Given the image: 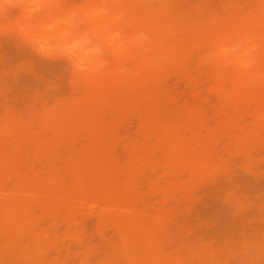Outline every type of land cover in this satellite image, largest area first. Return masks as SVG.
Here are the masks:
<instances>
[{"label": "rangeland", "instance_id": "1", "mask_svg": "<svg viewBox=\"0 0 264 264\" xmlns=\"http://www.w3.org/2000/svg\"><path fill=\"white\" fill-rule=\"evenodd\" d=\"M110 2L152 45L103 76L69 82L0 39V264H238L264 232V84L232 86L214 53L255 46L264 66V0Z\"/></svg>", "mask_w": 264, "mask_h": 264}, {"label": "clouds", "instance_id": "2", "mask_svg": "<svg viewBox=\"0 0 264 264\" xmlns=\"http://www.w3.org/2000/svg\"><path fill=\"white\" fill-rule=\"evenodd\" d=\"M126 23V12L110 0H0V39L12 38L18 48L28 47L45 60L63 61L69 68V82L107 74L112 55L151 51L152 37L138 32L129 38L124 30ZM101 31L106 34L103 42L96 39ZM256 53L255 46L233 43L218 48L214 58L246 73L254 83L264 84V66L257 64ZM18 67L31 70L27 63ZM19 70H13V74L18 75ZM232 164L225 158L211 167L231 176ZM257 165L244 161L242 169L255 175ZM225 201L235 202L236 208L239 204L250 207L247 200L231 192ZM241 245L243 258L238 264H264V232Z\"/></svg>", "mask_w": 264, "mask_h": 264}, {"label": "bare ground", "instance_id": "3", "mask_svg": "<svg viewBox=\"0 0 264 264\" xmlns=\"http://www.w3.org/2000/svg\"><path fill=\"white\" fill-rule=\"evenodd\" d=\"M256 19H258V21L259 20H264V16H260V17H258V18H256ZM249 28H250V25L248 24V25H245V26H242L241 28H239V30H241V32H242V34H246V32H250L249 31ZM262 43V53H261V57H263L264 58V39H263V41L261 42ZM225 43H219V45H218V47L220 48L221 46H223ZM217 47V48H218ZM146 62V61H145ZM225 76L226 75H224L223 73H219L218 75H217V78L218 79H225ZM229 76V75H228ZM232 77H237V78H229L227 81L228 82H230V83H232V86H234V87H246V86H248L249 84H250V80H251V78L246 74V73H244V72H242L241 71V74H239V76H232ZM244 78H248L249 79V81H245L244 80ZM222 81V80H221ZM78 118V117H77ZM81 119H82V116H81ZM14 219V218H13ZM12 219V220H13ZM17 224H19V223H17ZM134 262L136 263L137 262V260H134Z\"/></svg>", "mask_w": 264, "mask_h": 264}]
</instances>
